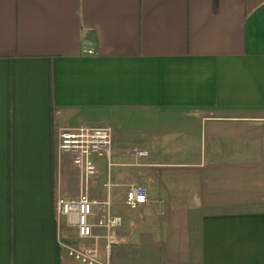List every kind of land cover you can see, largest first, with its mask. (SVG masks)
<instances>
[{"label": "crops", "instance_id": "1", "mask_svg": "<svg viewBox=\"0 0 264 264\" xmlns=\"http://www.w3.org/2000/svg\"><path fill=\"white\" fill-rule=\"evenodd\" d=\"M95 125L115 132L88 184L91 221L122 218L111 238L56 214L80 184L58 135ZM64 244L264 264V0H0V264H81Z\"/></svg>", "mask_w": 264, "mask_h": 264}, {"label": "built area", "instance_id": "2", "mask_svg": "<svg viewBox=\"0 0 264 264\" xmlns=\"http://www.w3.org/2000/svg\"><path fill=\"white\" fill-rule=\"evenodd\" d=\"M92 54V50L86 51ZM114 129L111 126L77 127L62 129L58 135V149L72 157V167L80 177V184L76 190V197L66 198L59 196L56 201V214L59 219L65 217L68 224L75 227L80 238H97L94 235V226L111 232L122 225L121 216L114 215L108 208V203L100 208L101 215L92 222L94 215V202L90 198L88 184L89 178L97 171L93 157L102 152L110 155L112 152ZM138 154L146 155L145 150H138ZM147 192L143 187L131 186L127 192L126 204L131 208L147 203ZM67 254L81 264H98V251L96 248L79 249L64 244ZM110 245H107L109 248Z\"/></svg>", "mask_w": 264, "mask_h": 264}, {"label": "rangeland", "instance_id": "3", "mask_svg": "<svg viewBox=\"0 0 264 264\" xmlns=\"http://www.w3.org/2000/svg\"><path fill=\"white\" fill-rule=\"evenodd\" d=\"M100 126H106V125H100ZM95 127H99V125H95ZM115 133V132H114ZM114 139V138H113ZM90 198H91V196H90ZM91 200L94 202V203H97L96 205L98 206V207H100L101 206V204H102V200H99V201H95V200H93L92 198H91Z\"/></svg>", "mask_w": 264, "mask_h": 264}]
</instances>
